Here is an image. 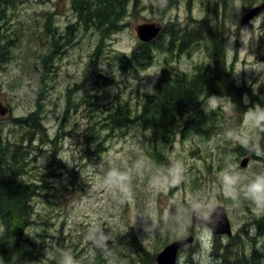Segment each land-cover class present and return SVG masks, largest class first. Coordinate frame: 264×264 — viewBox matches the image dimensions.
<instances>
[{"label": "rangeland", "instance_id": "1", "mask_svg": "<svg viewBox=\"0 0 264 264\" xmlns=\"http://www.w3.org/2000/svg\"><path fill=\"white\" fill-rule=\"evenodd\" d=\"M215 1L128 0L123 27L100 48L99 36L91 30L77 25L75 32H66L77 23L70 0H17L8 7L0 22V42L5 41L0 43V111L8 109L0 114V135L5 143L28 137L26 126H15L13 119L36 109L42 92L40 116L47 135L60 136L56 148L33 144L37 149L23 176L39 185L41 195L33 198L22 239L44 247V257L30 264H47L58 247L62 264H121L131 257L150 264L138 261L133 240L154 259L165 245L191 231L199 234L198 240L191 250L180 251L177 264H189L190 252L195 264H216L213 247L226 245V239L211 240L209 251L201 240L207 230L189 226L195 208L208 215L215 205L223 206L237 235L256 220L264 225V212L245 195L248 183L264 174V122L255 120L264 113V12L242 26L241 17L251 6L232 0L219 11ZM205 17L210 29L223 36L227 66L244 88L246 109L238 112L227 99L209 97L203 115L215 112L226 131L203 136L189 128L186 136L177 134L154 147L136 124L109 130L104 118L116 102L137 108L145 95L155 94L157 84L167 87L164 69L192 75L195 67L211 61L201 44L180 54L175 46L158 45L169 22L183 27ZM146 23L161 27V37L150 46L152 60L144 69L124 71L117 55H130L139 42L135 28ZM88 123L95 130L90 139L101 144V153L94 157L93 152L91 159L84 156ZM146 151L161 153L164 164ZM53 152L56 163H51ZM245 158L247 165L241 168ZM225 174L234 177V184H224ZM167 237L172 240L166 242ZM253 245L264 252V235Z\"/></svg>", "mask_w": 264, "mask_h": 264}, {"label": "trees", "instance_id": "2", "mask_svg": "<svg viewBox=\"0 0 264 264\" xmlns=\"http://www.w3.org/2000/svg\"><path fill=\"white\" fill-rule=\"evenodd\" d=\"M16 1L0 0V22L6 18L8 7L13 6ZM231 1L217 0L213 3L220 11L231 4ZM127 2L128 0H70V7L83 28L98 34L97 47L100 48L112 34L123 27L121 22L126 16ZM241 2L248 7L256 3L255 0H241ZM74 25L69 28L72 29ZM165 32L163 40L158 43L159 47L175 46L177 54H180L189 51L193 45L201 44L208 51L211 61L195 67L192 75L164 69L163 76L166 77L167 87L162 89V84H157L155 94L145 95L137 108L128 106L127 103L116 102L104 118L109 130L124 129L134 124L141 126L145 130L148 145L151 147H154L156 143L171 142L177 134L186 136L185 134L191 131L189 128L203 136L226 131L219 119L220 116L216 119L215 112L204 116L201 110L204 107V100L210 95L227 98L238 112L246 109L242 101L244 88L236 85L232 69L227 66L224 39L220 30H211L207 18H204L193 25L183 27L173 23L168 24ZM3 42L5 41L0 43ZM5 45L7 46L6 43ZM150 46L151 44L138 42L129 56L117 55L119 67L124 71L146 68L152 60ZM6 50L7 48L4 52ZM42 95V92L38 94L36 101L40 103L35 111L28 115L29 120H32L31 128H26L28 137L20 138L15 143L8 141L5 143L0 135V264H30L31 261H39L44 257V247L29 239H22L24 229L33 213V198L41 196L37 192L39 185L23 179L24 175H28L31 155L37 149L33 147V144H37L35 142L38 141L42 145L51 144L56 148L61 130L59 128L56 133L58 138L48 137L41 117L38 118V113L41 115L43 112ZM25 119H18L15 121L16 125L17 122ZM94 131V124L88 123L84 133L88 147L87 151H84V156L89 159L93 156V152L94 157L101 153V144L93 143L95 140L90 139L94 136ZM146 153L159 165L164 164L161 153L149 151ZM51 158L53 160L51 163H56L54 152ZM60 168L67 171V167L63 164H60ZM40 182H45V179L41 178ZM38 237H41V234ZM167 238L166 242L172 240V237ZM61 244L58 240L57 245L61 246ZM132 246L135 251L137 250L135 255L138 261L149 260L150 264H154V255L146 252L136 239L133 240ZM238 246L237 243L231 246L227 242L220 248L213 247L212 256L215 255L216 264H264V258L244 256L242 251H238ZM189 249L191 250L192 246ZM53 251L48 264H62L63 250L58 247ZM190 254L191 252L188 254L187 262L195 264L189 259ZM130 259L129 262L123 261L121 264H139L135 263L132 257ZM92 261L97 262L96 259Z\"/></svg>", "mask_w": 264, "mask_h": 264}, {"label": "water", "instance_id": "3", "mask_svg": "<svg viewBox=\"0 0 264 264\" xmlns=\"http://www.w3.org/2000/svg\"><path fill=\"white\" fill-rule=\"evenodd\" d=\"M264 8V3L258 7L251 9L246 13L242 19L241 24H246L250 19L256 16ZM159 28L152 24H142L135 28V33L137 38L143 42L147 43L157 36ZM2 115L3 112L0 111ZM248 162V159H244L240 162V167L244 168ZM205 225L216 235H225L227 237L231 236L230 223L227 219L225 210L221 206H216L211 211L210 215L205 218L203 216V210L201 208H195L191 214V228L195 224ZM193 242V237H187L184 239H178L167 244L155 257L156 264H176L177 254L179 250L186 245Z\"/></svg>", "mask_w": 264, "mask_h": 264}, {"label": "clouds", "instance_id": "4", "mask_svg": "<svg viewBox=\"0 0 264 264\" xmlns=\"http://www.w3.org/2000/svg\"><path fill=\"white\" fill-rule=\"evenodd\" d=\"M256 122H264V113L260 114L255 118ZM115 175V174H113ZM223 181L226 186H231L234 184L235 179L232 176L225 174L223 176ZM246 198L249 199L254 205H256V210L258 212H264V174H257L247 185ZM204 245L211 250V232L205 231L204 235L201 237Z\"/></svg>", "mask_w": 264, "mask_h": 264}, {"label": "flooded vegetation", "instance_id": "5", "mask_svg": "<svg viewBox=\"0 0 264 264\" xmlns=\"http://www.w3.org/2000/svg\"><path fill=\"white\" fill-rule=\"evenodd\" d=\"M242 232L243 234L240 233V235H237L238 233L233 234V239L230 241L231 246L237 243L239 245L238 251H242L244 255L262 258L264 256V252H262L256 245H253V243H256V241L264 235V225H260V222L256 220L250 225H247V227L243 228ZM193 235L196 239L199 234L196 232V234ZM214 237L217 238V236ZM249 245H252V247L248 248Z\"/></svg>", "mask_w": 264, "mask_h": 264}]
</instances>
